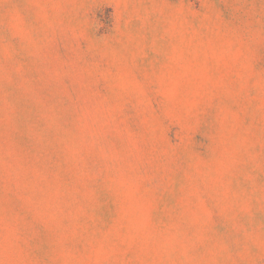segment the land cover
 I'll return each instance as SVG.
<instances>
[{
    "label": "rangeland",
    "instance_id": "374dc122",
    "mask_svg": "<svg viewBox=\"0 0 264 264\" xmlns=\"http://www.w3.org/2000/svg\"><path fill=\"white\" fill-rule=\"evenodd\" d=\"M0 264H264V0H0Z\"/></svg>",
    "mask_w": 264,
    "mask_h": 264
}]
</instances>
